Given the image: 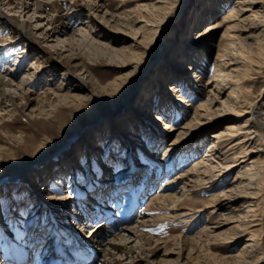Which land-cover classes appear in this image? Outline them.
Masks as SVG:
<instances>
[{"label":"rangeland","instance_id":"374dc122","mask_svg":"<svg viewBox=\"0 0 264 264\" xmlns=\"http://www.w3.org/2000/svg\"><path fill=\"white\" fill-rule=\"evenodd\" d=\"M233 1L43 0L47 5L40 15L44 16L34 20L33 7L23 13L13 0L11 6H0V74L7 75L22 67L13 79L14 87L23 82L31 67L36 78L33 77L35 86L29 90L33 92L30 105L23 102V95L15 100L16 106L6 100L0 105V264L6 263V259L11 264L16 252L25 248L29 256H34L28 264H63L68 262L66 254L70 257L81 252L89 256L94 253L90 243L96 235L90 229L103 223L101 227L106 231L99 232L97 238L107 243L118 233L109 229L110 225L117 223L115 227H122L127 218L128 228L137 226L138 221L146 222L140 230L147 239L145 252L132 250L138 242L136 237L127 245L114 241L108 246L114 255L111 264H133L142 258L135 264L235 263L232 258L245 239L226 243L223 238L236 231L239 222L235 217L245 213L246 202L241 201L234 211H223L221 214L226 217L214 213L211 218L204 210L213 197L236 184L233 181L239 169L226 168L240 155L239 148L228 150L221 146L222 155L217 160L220 162L212 163L215 170L209 169L192 188V184H187L193 190L174 204L181 212L192 214L186 220L169 222L171 219L166 217L177 212L149 211L147 207L154 194L164 191L159 189L165 183L168 192L181 189L187 181H176V177L184 176L205 156L212 135L241 126L248 118L238 115V107L226 103L219 118L184 136L179 150L170 154V143L179 132L172 134L165 124L175 129L183 127L191 119L194 107L206 100V94H198L197 84L213 76L216 45L225 29L200 34L207 25L222 22ZM209 7L217 12L209 15ZM127 16L148 17L146 21H152L148 34L153 37L149 38V45H143L133 68L122 69L110 50L120 49L129 39L117 29L124 20L131 24L132 20L126 21ZM53 21L56 31L64 33L59 41L70 40L63 52L55 47L59 42L56 38L46 36L47 30L53 28L48 23ZM249 24L256 27L258 40L264 43V19ZM133 26L125 25L129 30ZM130 45L131 42L127 44ZM244 49L243 55L255 52L246 46ZM226 57L243 62L238 53L230 52ZM193 61L204 68L192 66L187 71ZM248 69L249 75L242 80V75H229L222 68L219 88L229 96L234 91L232 100L245 105L246 111L255 107L257 120L264 129V67L258 74L251 65ZM155 78L167 88L172 85L173 92L165 94L163 90V95L157 94ZM122 80L126 82L119 93H111L109 86ZM226 94L221 100L227 98ZM65 96L78 99L65 103ZM40 106L47 110L54 107L52 115L32 116V109ZM141 110H145V115L140 114ZM254 136L253 146L261 150L258 156L263 159L264 131L259 128ZM261 168L264 181V166ZM126 169L134 172L122 173ZM244 182L239 184V192L247 191L246 178ZM144 186L149 187L148 193L141 191ZM263 199L258 198V202H264ZM107 204L114 208L112 222L104 216ZM144 211L149 215L140 218ZM263 211L261 206L260 226L251 231L264 255ZM88 216L99 220L92 221ZM85 218L88 224L84 227L79 221ZM226 218L231 222L216 232H224L222 236L206 230H213L216 223L225 222ZM130 235L124 232L122 237L128 239ZM85 237L88 243L82 241ZM76 243L80 245L78 250L73 245ZM156 250L158 253L150 263L146 261ZM92 257L91 264H102L110 258H104L103 253H94Z\"/></svg>","mask_w":264,"mask_h":264},{"label":"bare ground","instance_id":"6f19581e","mask_svg":"<svg viewBox=\"0 0 264 264\" xmlns=\"http://www.w3.org/2000/svg\"><path fill=\"white\" fill-rule=\"evenodd\" d=\"M5 1H7V3H5ZM13 1L19 4V6L21 7L20 9H22L23 13L27 12L28 10H31V8L33 7L34 8L33 15L35 16L33 20L35 18L41 19L44 16V15H40L42 14L43 9L47 5L46 2H42L43 0H13ZM10 3H11V0H0V6H3V7L11 6ZM15 8L16 7H14V9ZM216 12H217L216 8L212 9L209 7L207 10V13L209 15H214ZM126 18H127L126 21H128V23L131 22L132 25L127 24V22H125L124 20L121 23H118L117 29H119L120 32L126 35L129 39H126L124 41L125 44L123 45L125 46L121 47L120 49L110 50V52H113L112 56H114V59H117L116 60L118 61L117 64H119V66H121L122 69L130 68V67L133 68V65L135 64L136 59H138V57L140 56L139 54L140 50L143 48V45H145L149 41V38L152 36V34L150 35L148 34V31L150 30L149 27L151 26V23H152L151 20L146 21V19H149L148 17L142 16V17H138L137 19L136 18L131 19L130 16H127ZM263 19H264V0H234L231 8L228 10V14L223 18V21L220 23H213L211 25H207V27L205 26L206 29L203 30L204 33L200 34V35L202 34L207 35V34H212L214 30H217L219 28L225 29V31H223L224 33L222 37L219 40V44L216 45L215 57L213 61V72H212L213 76L209 80L202 82V84L200 85L197 84L198 85L197 90L199 92L198 94L200 95L202 93L206 94L207 95L206 100L203 102H199V104H197V106L194 107L192 115L190 116L191 119L187 121V123H185L183 127L179 129H175L169 123L165 124V128L171 131L172 134L175 133L176 131L179 132L175 140L172 141V143H170V145L172 146L171 149L169 150L171 151L170 154H173L179 150V147L182 145V140L184 136L186 135L188 136L192 134L196 130H199L201 126L208 125V123L210 124L212 123V121H215V119L219 118V116H221L219 112L222 111V108L226 107L225 105L226 103L228 105H231L233 108L238 107L239 108L238 115H240L241 117L248 116V118L245 120L246 122L241 126H231V127L226 128V130H224L223 132H219V133L212 135L211 138H213V141L209 145L208 151L205 152V156L202 157L200 161L196 162L193 165V167L184 174V176L182 175L180 177H176V181L185 180V179L187 181L185 182V184L182 185L181 189L179 190L177 189L176 192H173V193L168 192V187H167L168 185L167 183H165V185L161 186L162 188L159 189V190H164V191L154 194L148 201V206H147L149 211H152L155 209V210H160V211L166 210L168 212H173V211L177 212L175 216L171 215V216L166 217L168 219H171L169 222L176 221V220H182V221L186 220V217H189L192 214L189 211L181 212V209L176 208L174 204L176 202H181L182 199H184L187 196V192L190 193V191L193 190V189H188L187 184H192L191 186L192 188L194 183L201 182V179H203L202 176L207 174L209 169L215 170L216 165L215 167H213L212 163L213 161H217L220 159V156L222 155V153L220 152L221 146H224L225 148L227 147L228 150L239 148L240 155L236 157L235 160H233V163L231 166L226 168L231 171L236 168L239 169L233 181V183L236 182V184H233L232 188H230L228 191L221 192L217 196L213 197L212 203L210 204V206H208L204 210V211H207L208 216H210L211 218L213 217L214 213H220L221 217L223 216L226 217V215L221 214L223 211H229V210L234 211L236 206L241 201L246 202L247 207L245 208L246 209L245 213L243 215H238L237 217L234 216L236 218L235 221L239 222L238 225L235 226L237 228L236 231L232 234L227 235L228 237L223 238V240L226 243L236 242V241L245 239L244 245L240 247L241 249L239 250V252L235 254V256H233L232 258L235 262L234 264H262L264 263V257H263L264 255L261 252V248H259V246L256 244L254 232L251 231L253 227L260 226L259 211H260L261 206L264 209V202L263 201L261 203L258 202V198L261 200L264 198V181L262 180L260 176L261 171H262L261 167L264 166V158L261 159V157H263L262 155L261 157L258 156L259 153H261V150H258L255 146H253L252 141H254L255 139L254 135H255L256 130L260 128L262 131H264V129L261 128L260 122L257 120L258 119L257 111L255 107H248L249 110L246 111L245 110L246 108H244L245 105L240 104L239 101H236V100L233 101L232 96L235 94V92L232 91L231 95L229 96L228 94L225 93L224 90H221L219 88L220 86L218 84V78L221 76L222 68L227 69L228 70L227 74L229 75L235 74L234 76L236 77H239L240 75H242L243 76V78L241 76L242 80H244L249 75L248 73L246 74V72H248L249 70L248 68H250V65L254 67V70H253L254 73L256 74L260 73V71L264 67V43L261 42L262 40L261 41L258 40L259 35H257V31H255L256 27L251 26L249 24V21L257 20L258 22ZM119 21L120 20H117V22ZM48 24L50 26H53L55 24V21H53V23L51 22ZM139 24L140 25L142 24V25L137 28L135 25H139ZM125 25L127 26L134 25V26L131 27L132 28L131 30H129V29H126ZM56 30H57L56 27L53 26L51 30H47L48 32L46 33V36L47 37L50 36L51 39L56 38L55 40L59 41L60 35H63L64 33L61 31H56ZM161 33H162V30H160L158 37L161 36L160 35ZM69 42L70 40L68 41V43L59 41L55 47L56 48L60 47L59 50L63 52V50H66L64 48L70 46L68 45ZM130 42H131V45L127 46V44H130ZM146 45H149V43H147ZM245 46L246 48L252 51L255 50V52L253 53L251 52L252 53V55L250 54L251 56L243 55L245 52L243 51L245 50L244 49ZM230 52L238 53V55L242 58L243 62L238 63L235 60H232V58L228 59L226 56ZM254 56H259L261 58L257 60V58H255ZM192 66L193 68L194 67H198L200 69L204 68V66L200 62L197 63L193 61L191 66L187 68V71H189V69L192 68ZM22 69L23 68L20 67L18 70L15 69L11 72L9 71L7 75L0 74V105L6 100L8 102H11L10 104L11 106H16L14 102L21 95H23V98H24L23 102L26 105H30V102H31L30 96L33 95V92L30 93L29 90L30 88H32V85L35 86L34 85L35 80L33 79L35 75L34 73H32L33 68L31 67L28 70V72L24 74L25 79L23 80L22 83L18 84L17 87H14V84H13L14 83L13 79L17 76V73H19V71H21ZM7 76L9 77L7 78ZM124 79L126 80L127 78H124ZM115 81H117V79H115ZM124 81L122 80L119 83L113 82V84L109 86L111 88L110 89L111 93H115V92L119 93L122 87H124L123 86ZM155 84L157 87L155 88L156 89L155 92H157V94L162 92L161 95H163L164 94L163 90L165 91V94H167L168 92L170 93L171 91L173 92L174 87L172 85L167 88L163 84V81H160L158 78H155ZM60 89L61 88H58L57 90L60 91ZM225 94L227 95V98L225 100H221V98H223ZM63 99L65 103H67L71 99L76 100L78 98L73 97V96L71 97L65 96ZM53 108L54 107L49 106V109L47 110L44 107L40 106V107H37V109L35 108L32 109L31 115L34 117H50V115H52L54 111ZM139 112L141 115H145L146 113L145 110H141ZM1 118L2 117L0 115V119ZM157 120L158 121L160 120V116H158ZM97 138H100V137H97ZM242 158L243 160H240ZM158 161H155V162H158ZM219 162L220 161H217L215 164H218ZM137 168H140V167H137ZM126 171L134 172L130 169H126V170H123L122 173H125ZM245 178L248 182L247 183L248 185L246 186L243 185V186L247 188V191L239 192V189H238L239 184L243 183ZM148 188H149L148 186L147 187L144 186L141 188L143 189L141 191H143L144 193L146 190L147 192L145 193H148V190H149ZM47 189L48 188L46 187L43 190L46 191ZM180 193L182 194L179 196ZM107 206H109V204H107L106 209L103 210L104 212H107L106 214H104V216L110 217V220H111V217L113 216L111 213L113 212L114 208L112 207L111 209L110 206L109 207ZM146 213L147 212L145 211L141 212L140 218L147 217L149 213L148 215ZM226 219L227 221L225 220V222L220 221L216 223L215 225L216 227H214L213 230L211 228H206V230H208L210 234H214V235L217 234L216 232L219 229L223 228L224 226L229 224V222H231L229 218H226ZM126 220L128 221V218ZM112 221L113 220H111V222ZM126 222L125 224H123L122 227L120 226L115 227L117 223L113 227L110 225L109 229L113 228V231H116V233L118 232L119 234L118 233L116 235L114 234L115 236L111 239L112 242L110 241L107 243L102 241L100 238H97V234L99 232L106 231L105 227L104 228L101 227L103 223H101V225L97 224L96 227H92L90 229V233L94 231L96 233L95 236H92L95 238H93L92 243H90L91 244L90 247H92V251L95 254L103 253L104 258L106 259L108 258V256H110V258L107 261H104L102 264H111L110 259L114 255H112L111 252L108 250V246L112 245L114 241L124 242V245H127L129 243V240H131L133 237L134 238L136 237L135 240H138V242H137V245L132 248V250L135 252H137L136 250H139L140 253L142 251V253L144 254L145 252L144 246H147V239L144 237V235L141 233L140 230L146 226V222L138 221L137 226L130 227V228H128ZM97 227H100L98 231L95 230ZM124 232L131 234L128 239H126L125 237H122V234ZM95 233H93V235ZM223 234L225 233L219 232L217 236H222ZM139 242H140V245H139ZM50 246L51 245H49L48 243V245H46V248L49 249ZM157 253H158L157 250L156 252L150 253L147 256L148 258L146 259V261L150 263L151 257L155 256ZM28 254L29 253L26 248L23 250L21 249V251L18 250L16 252V256H14V259L16 261L13 260L12 258V260H10L11 264H28L32 260V256L30 257ZM142 260H144V258H142L140 261ZM140 261L134 260L133 264L140 262ZM223 261H225V259H223ZM90 262L86 261L87 264H91Z\"/></svg>","mask_w":264,"mask_h":264}]
</instances>
